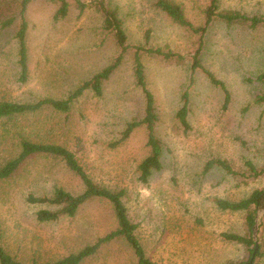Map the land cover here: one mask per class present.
<instances>
[{"label": "rangeland", "instance_id": "obj_1", "mask_svg": "<svg viewBox=\"0 0 264 264\" xmlns=\"http://www.w3.org/2000/svg\"><path fill=\"white\" fill-rule=\"evenodd\" d=\"M20 1L0 0V102L66 98L116 54L114 41L102 30L101 16L93 8L79 15L71 6L64 18L54 20L57 4L31 0L24 13L28 72L21 79L15 36ZM107 1L123 20L130 44L142 43L149 30L151 46L181 53L195 49L196 36L173 23L153 0ZM173 1L195 26L201 24L208 0ZM219 4L223 9L264 14V0H220ZM263 49L264 29L214 23L207 30L200 59L224 83L229 93L225 108L224 92L202 70L190 82L187 63L165 65L144 57L147 85L159 116L155 132L163 143L161 168L147 182L139 179L138 171L148 152L145 128L136 127L114 145L126 124L144 114L143 93L135 85L129 56L102 82L101 95L87 89L67 112L42 107L0 118V167L19 154L21 139L62 145L75 154L95 183L124 191L122 201L137 226L135 234L155 264H222L239 259L242 246L220 235L241 233L242 213L221 211L214 200H239L253 188L264 187V178L238 185L216 166L203 169L210 159H225L234 167L250 160L264 167V103L253 102L264 85L245 80L264 73ZM187 86L190 128L184 130L175 113ZM57 187L73 194L84 189L60 157L46 153L29 155L12 174L0 178V244L23 264L61 259L116 227L110 202L98 197L82 203L72 217L38 221V210L54 207L28 202L27 197H49ZM258 229L264 239V224ZM80 264L137 263L130 246L118 239Z\"/></svg>", "mask_w": 264, "mask_h": 264}, {"label": "trees", "instance_id": "obj_2", "mask_svg": "<svg viewBox=\"0 0 264 264\" xmlns=\"http://www.w3.org/2000/svg\"><path fill=\"white\" fill-rule=\"evenodd\" d=\"M31 0H21L19 18L20 23L16 31L18 50V63L20 66L21 79L27 77V50H26V29L25 10ZM57 4L54 20L64 18L70 7L74 6L81 15L86 8H93L100 14L102 19L101 28L106 35L111 36L116 47V54L99 71L95 72L88 79L81 81L76 88L71 91L66 98H42L31 103H21L12 101L0 102V118L29 111H36L42 107H50L59 112H67L71 104L87 89H91L96 95L102 93V82L107 80L112 72L119 67L123 59L129 56L131 61L132 75L135 85L140 88L144 97V114L140 120H132L126 124L124 131L118 143L125 140L131 132L139 126L146 130L147 155L138 164L139 179L147 182L152 172L161 168V155L163 143L155 132L157 121L159 119L155 107L154 96L149 89L146 81V69L144 57L156 59L165 65H184L189 67V81H193L197 70H202L212 85L219 87L224 92L225 108L229 101V93L224 83L218 80L212 72L206 70L200 59V50L204 43V36L207 30L214 23H221L225 26H241L250 30L264 29V14H248L237 9H223L220 7V0H208L202 10V22L195 26L186 17L182 6L173 0H153V5L165 13L173 23L192 32L196 36L195 49L189 53H181L168 47H155L149 44L150 32L145 31L142 43L130 44L123 26V20L119 17L117 10L110 6L107 0H48ZM11 19L5 24H9ZM264 50V49H263ZM250 83H261L264 85V73H259L254 78L245 79ZM181 105L175 113V118L179 124L187 130L190 128L188 115L189 90L188 86L180 94ZM254 103H264V88L255 95ZM46 153L60 157L75 175H77L84 189L79 194H73L61 187L54 189L51 196L29 195L27 201L31 203L49 204L54 209H40L36 212V218L40 222L57 220L60 216L72 217L76 214L79 206L85 201L93 198H103L110 202L116 219V227L100 236L91 244L85 245L79 251L71 253L61 259L51 262L31 263V264H80L82 260L96 253V251L105 244L114 240H124L136 257L137 264H155L145 253L144 248L135 234L136 224L133 223L127 214V209L122 201L123 190L113 191L103 187L93 181L87 174L84 167L80 164L75 154L66 147L54 143L31 142L27 139L20 140L19 154L8 160L0 167V178L8 177L18 168V166L31 154ZM218 167L225 173L234 178L238 185H249L251 182L264 178V167L256 166L250 160H246L243 167H234L233 164L225 159H210L204 165V171L213 167ZM215 204L221 211H239L242 213V232L221 233L222 240L230 243L240 244L242 246V257L239 259H228L222 264H258L264 259V239L262 230L258 229V249L253 255L254 240L252 237L253 226L257 217V211L264 209V187L253 188L246 196L239 200L231 201L226 199H215ZM264 224V214L262 221L259 222V228ZM253 257V258H252ZM252 259V260H251ZM0 264H23L21 261L13 258L0 244Z\"/></svg>", "mask_w": 264, "mask_h": 264}, {"label": "water", "instance_id": "obj_3", "mask_svg": "<svg viewBox=\"0 0 264 264\" xmlns=\"http://www.w3.org/2000/svg\"><path fill=\"white\" fill-rule=\"evenodd\" d=\"M264 212V209L263 210H258L257 211V217H256V220H255V224L253 226V234H252V237H253V240H254V250H253V255L254 253L257 251L258 249V241H257V231H258V227H259V215L260 213ZM253 258V257H252ZM252 260V259H251Z\"/></svg>", "mask_w": 264, "mask_h": 264}]
</instances>
